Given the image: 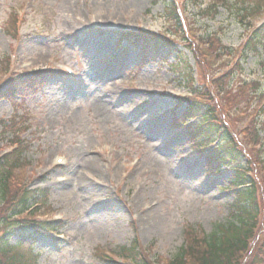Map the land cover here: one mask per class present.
<instances>
[{"label":"rangeland","instance_id":"1","mask_svg":"<svg viewBox=\"0 0 264 264\" xmlns=\"http://www.w3.org/2000/svg\"><path fill=\"white\" fill-rule=\"evenodd\" d=\"M152 1L0 0L2 76L7 56L12 70L61 73L66 65L74 73L46 75L21 105L0 99V119L8 122L22 114L30 124L23 132L29 144L28 186L46 188L53 218L65 221L56 240V233L35 238L37 264H101L97 248L115 250L134 239L153 261L158 254L175 253L186 224L211 234L216 225L233 222L228 171L211 177L204 160L191 155L186 135L169 125L174 95L183 91L181 77L169 67L173 54L148 62L119 39L123 32L140 29L177 31L163 16L164 2ZM176 2L182 33L191 25L233 46L246 33L236 7L229 10L212 0L221 5L214 19H206L190 3ZM14 12L19 14L18 29ZM262 23V18L256 21ZM179 50L185 51L183 46ZM184 56L188 65H196L190 54ZM36 57L44 63L17 67ZM257 60L262 59L249 54L243 63L245 78L264 79ZM133 67L138 69L130 71ZM260 136L264 138V118ZM12 139L0 136L1 152ZM57 155L64 157V166H54ZM257 178L264 180L260 167ZM16 239L11 236L10 242Z\"/></svg>","mask_w":264,"mask_h":264},{"label":"trees","instance_id":"2","mask_svg":"<svg viewBox=\"0 0 264 264\" xmlns=\"http://www.w3.org/2000/svg\"><path fill=\"white\" fill-rule=\"evenodd\" d=\"M219 1L222 5L225 3L229 10L236 7V15L240 16V20L243 21L249 12L258 7V2L261 0ZM239 1L241 3L244 1L241 6H237ZM165 11L168 12V16H173L177 20L173 5H167ZM215 13L216 5L214 4L202 11L201 17H213ZM160 37L144 31L125 36L140 48L143 57L149 59L162 58L164 53L174 52L176 66L182 73L187 72L189 76L190 68L186 65L183 54L176 49L175 43ZM182 37V39H186L184 35ZM206 39L211 43L210 54L223 51L216 50L217 47L214 45L217 44L216 39L209 40L210 35H207ZM190 48L191 50L197 49L191 46ZM247 52L264 57V26L256 29L252 33V37L244 43L239 51L241 59L246 56ZM194 53L196 61L202 69L203 78H209L214 91H205V94L190 91L197 97L176 101L177 104H185V107L181 113L180 121L174 119V123H181L188 118L197 120L189 126L187 132L196 145L204 144L208 138H218L220 145L216 150L207 154L205 161L210 167L219 164L233 167L228 184L231 188H235V214H233L235 219L233 222L216 225L210 235L201 234L200 239L194 238V234L188 231L187 245L166 264H239V252L246 249L245 239L251 233L250 228L254 224L253 220L258 212V204L260 203L264 209V190L259 192L261 186L256 181V175H247L246 171L248 170L240 163L244 151L249 156L250 170L255 167L264 170V162L258 156L259 151L253 148V145L259 142L256 125L260 117L264 115V87L260 82L250 81L248 84L241 81L237 73L238 69L241 70L238 60L235 63L236 72L231 71L226 76H222L220 80H213L212 65L216 63V59L213 64H209L196 50ZM235 74L238 76L237 80L243 83H236L238 85L232 88L233 86H229V83L227 84L224 79L228 76L232 78ZM42 78L41 74L15 78L5 89L2 97L12 98L16 94L28 93L27 89L38 86L42 82ZM200 96L203 97L200 98ZM240 129H243L246 141L238 146L232 136ZM10 161L11 159L7 157L0 160V195L2 194L6 204L0 210V230L2 231L0 235V264H35L30 251L34 234H36L34 225L24 221L10 220L6 209L10 207L15 209L14 212L21 211L29 200L38 197V192L20 189L13 183L7 184L11 164L15 163ZM43 225L48 226V223L45 222ZM261 226L264 229V211L261 212ZM9 235L17 236L14 244L8 242ZM121 252L135 264H149L146 259L136 257L135 246L123 247ZM248 254L249 260L246 261V264H264V233L259 236L256 246L250 249ZM98 257L104 263L107 261L111 263L109 259L102 256L101 252L98 253Z\"/></svg>","mask_w":264,"mask_h":264},{"label":"bare ground","instance_id":"3","mask_svg":"<svg viewBox=\"0 0 264 264\" xmlns=\"http://www.w3.org/2000/svg\"><path fill=\"white\" fill-rule=\"evenodd\" d=\"M32 64H38L41 63L42 61L40 60V57H36V59H32ZM150 222H153V219H150Z\"/></svg>","mask_w":264,"mask_h":264}]
</instances>
